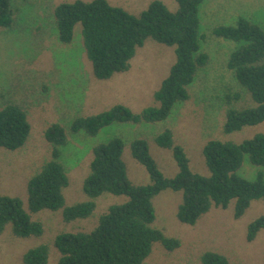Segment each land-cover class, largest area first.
I'll use <instances>...</instances> for the list:
<instances>
[{
  "label": "rangeland",
  "instance_id": "rangeland-1",
  "mask_svg": "<svg viewBox=\"0 0 264 264\" xmlns=\"http://www.w3.org/2000/svg\"><path fill=\"white\" fill-rule=\"evenodd\" d=\"M78 0H11L14 25L10 30L0 28V110L16 105L28 114L31 135L26 145L17 151L0 148V195L18 198L33 221L44 226L40 237L18 238L8 225L0 235V264H24L25 254L40 245L50 248L49 264H57L59 255L55 238L64 232H90L110 206L128 200L125 196L105 194L96 200L97 208L91 218L67 223L63 211L43 210L32 214L28 201V182L52 159L53 146L45 132L59 124L68 133V143L61 149L60 163L65 166L70 186L64 190L66 206L89 200L83 182L90 171L93 149L112 139L120 138L125 147L123 160L132 184L151 183L146 168L131 154V144L144 139L152 157L167 178H174L179 168L172 152L158 147L155 138L166 129L174 133L190 160L193 172L210 176L203 149L211 140L240 144L257 134H264V123L245 127L225 135L223 127L230 108L245 109L256 103L240 87L227 63L236 43L214 35L219 26H234L241 18L264 28V0H206L200 7L201 50L208 53L210 62L200 69L190 86L191 98L178 104L166 121L159 123H114L91 137L84 131L71 132L73 121L79 117L100 114L115 105H124L139 114L152 107L154 93L170 73L176 61L175 47L149 39L139 48L131 68L107 81L96 80L84 46L82 28L77 25L70 44L59 40L54 26V10L62 3ZM92 2L94 0H81ZM139 17L156 0H107ZM162 1L176 12V0ZM240 96L229 107L227 97ZM264 168L255 166L249 157L237 175L253 181ZM183 192L165 190L153 199L156 211L154 228L181 241V247L168 252L155 245L145 264H199L206 252H216L232 264H264V230L252 243L247 241L249 225L264 216V201L255 200L245 214L235 218L236 201L226 210L213 208L194 226L178 220V208Z\"/></svg>",
  "mask_w": 264,
  "mask_h": 264
},
{
  "label": "trees",
  "instance_id": "trees-1",
  "mask_svg": "<svg viewBox=\"0 0 264 264\" xmlns=\"http://www.w3.org/2000/svg\"><path fill=\"white\" fill-rule=\"evenodd\" d=\"M206 0H176L178 10L172 12L159 0L153 1L139 17L123 8L112 6L107 0L62 3L54 10V26L59 40L70 44L75 28L80 25L88 59L96 80L107 81L131 68V61L139 48L151 39L168 47H175L176 61L170 73L154 93V105L136 114L124 105L92 116L75 119L71 132L84 131L91 137L114 123H159L172 115L175 107L191 98L190 86L200 69L208 66L210 56L201 50L199 11ZM14 25L11 0H0V28L10 30ZM214 35L236 43L227 68L237 83L256 103L255 107L227 112L223 127L225 135L245 127L264 123V28L241 18L234 26H219ZM240 96L227 97L229 107ZM27 112L16 105L0 110V148L22 149L31 135ZM46 140L53 146L52 159L28 182V201L32 214L43 210L63 211L65 222L86 220L94 214L96 200L105 194L125 196L128 200L110 206L90 232H64L54 241L58 251L57 264H145L155 245L168 252L181 247V241L154 228L156 211L153 199L165 190L183 192L178 208V220L194 226L213 208L226 210L236 201L235 218L240 219L255 200L264 201V173L255 180L237 175L248 156L250 162L264 168V134L240 144L209 141L203 155L210 176L192 171L184 148L176 143L174 133L166 129L155 138L158 147L171 151L179 168L174 178H167L150 153L149 144L137 139L131 144L132 157L144 166L151 183L144 186L132 184L123 160L125 144L115 138L93 149L90 171L83 182L88 201L66 206L64 190L70 186L65 166L60 163L61 149L68 143V133L59 124L51 125L45 132ZM8 225L18 238L40 237L44 226L33 221L18 198L0 195V235ZM264 230V216L253 221L247 232L252 243ZM50 248L40 245L29 250L24 264H49ZM199 264H232L216 252H206Z\"/></svg>",
  "mask_w": 264,
  "mask_h": 264
}]
</instances>
